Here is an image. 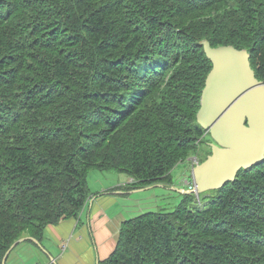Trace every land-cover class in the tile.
<instances>
[{
  "label": "trees",
  "instance_id": "trees-1",
  "mask_svg": "<svg viewBox=\"0 0 264 264\" xmlns=\"http://www.w3.org/2000/svg\"><path fill=\"white\" fill-rule=\"evenodd\" d=\"M204 39L264 81V0H0V264L79 215L90 169L154 186L196 152ZM214 192L127 218L98 264H264V159Z\"/></svg>",
  "mask_w": 264,
  "mask_h": 264
},
{
  "label": "water",
  "instance_id": "water-1",
  "mask_svg": "<svg viewBox=\"0 0 264 264\" xmlns=\"http://www.w3.org/2000/svg\"><path fill=\"white\" fill-rule=\"evenodd\" d=\"M200 44L211 68L195 120L212 141L208 143L210 153L191 168L194 188L176 189L197 194L221 188L234 181L240 169H248L264 159V81L250 67L248 51L231 45L212 47L207 39ZM137 190L141 189L133 191ZM27 239L38 243L33 236L14 241L2 264L13 247Z\"/></svg>",
  "mask_w": 264,
  "mask_h": 264
},
{
  "label": "crops",
  "instance_id": "crops-1",
  "mask_svg": "<svg viewBox=\"0 0 264 264\" xmlns=\"http://www.w3.org/2000/svg\"><path fill=\"white\" fill-rule=\"evenodd\" d=\"M155 188L175 191L168 187ZM132 193L122 197L106 194L92 199L77 217L47 225L40 238L34 237L37 244L27 239L14 246L5 264H98L113 250L120 224L142 209L141 200H149L143 193ZM135 201H140L137 207L132 205Z\"/></svg>",
  "mask_w": 264,
  "mask_h": 264
},
{
  "label": "rangeland",
  "instance_id": "rangeland-1",
  "mask_svg": "<svg viewBox=\"0 0 264 264\" xmlns=\"http://www.w3.org/2000/svg\"><path fill=\"white\" fill-rule=\"evenodd\" d=\"M203 132H204L203 134L204 137L201 143L198 144L194 155H192L190 159L186 157L184 160H182L173 167V169L171 170V177L169 176V178L167 179L168 182L162 183L158 181L155 182L154 186H149V185L138 186L137 188L128 190V187L131 186L130 184L132 182L129 181L130 178L127 177L126 175L121 174L120 172L114 170H101V169L98 170L97 168L90 169L87 173V185H88L89 196L86 199L87 201L86 205L92 199H96V197L101 198V196H104L106 194H115L118 197H122L123 195H128L130 192H134L132 194L139 195L143 193L142 196H144L146 200L148 199L149 200L148 201L141 200L142 209L140 208L141 210L133 216H136L137 214L142 212L144 213V211L146 212L147 210H152V211L172 210L175 207V205L183 199L184 194H187V193H178L179 191L176 189L186 188L184 181L190 179V169L192 166H194L191 165L192 160L195 159L197 161L196 163H199L203 161L206 158V156L210 153V147L208 146V143H210L212 140L209 134L205 133V130H203ZM114 185H116L115 188L118 189H115ZM157 186H161L164 188L168 187L170 189L175 188L174 190L177 192L172 190L160 191L158 188H155ZM149 188H153V189L147 191V189ZM136 189H141V190H137L138 192L133 191ZM117 191H122V192L117 193ZM189 194H192L193 198L191 196L185 198L186 206L190 208H194L197 207L198 204L201 205L206 204L210 200V198L215 194V192L213 190H208L204 193H200L199 202L196 201L195 199L196 197L194 193H189ZM139 202L140 201H135L134 204L132 205L137 207ZM22 237H25V235L19 237L18 239ZM25 241H22L19 244H22Z\"/></svg>",
  "mask_w": 264,
  "mask_h": 264
},
{
  "label": "clouds",
  "instance_id": "clouds-1",
  "mask_svg": "<svg viewBox=\"0 0 264 264\" xmlns=\"http://www.w3.org/2000/svg\"><path fill=\"white\" fill-rule=\"evenodd\" d=\"M205 133H207V131H205ZM187 157L189 158V156H187ZM129 181H130V182H134V180H133L132 178H130ZM187 181L192 182L191 174H190V179L187 180ZM192 184H193V186H194V183H193V182H192ZM185 185H186V184H185ZM193 188H194V187H192V188L189 189V188L186 186V188H185V189H182V190H188V191H190V190L193 189ZM213 191H214V190H213ZM181 193H183V192H181ZM193 193L195 194V197H196L195 199H196V201L199 202V199H200V198H199V197H200V193H199V194H197L196 192H193ZM203 193H204V192H203ZM187 194H189V193H187ZM92 197H93V196H92ZM92 197H91V198H92ZM86 203H87V201L85 202V204H86ZM85 204H84V205H85ZM199 205H201V204H198V206H199ZM81 209H82V208H81ZM81 209H80V210H81Z\"/></svg>",
  "mask_w": 264,
  "mask_h": 264
},
{
  "label": "built area",
  "instance_id": "built-area-1",
  "mask_svg": "<svg viewBox=\"0 0 264 264\" xmlns=\"http://www.w3.org/2000/svg\"><path fill=\"white\" fill-rule=\"evenodd\" d=\"M191 157H192V156H191ZM189 159H190V157H189ZM196 162H197V161H196L195 159H193L191 165H195ZM196 164H197V163H196ZM185 184H186V186H187L189 189L192 188V187H194L193 184H192V182H190V181H185Z\"/></svg>",
  "mask_w": 264,
  "mask_h": 264
},
{
  "label": "bare ground",
  "instance_id": "bare-ground-1",
  "mask_svg": "<svg viewBox=\"0 0 264 264\" xmlns=\"http://www.w3.org/2000/svg\"><path fill=\"white\" fill-rule=\"evenodd\" d=\"M198 164V163H197ZM197 164H195V165H197Z\"/></svg>",
  "mask_w": 264,
  "mask_h": 264
}]
</instances>
